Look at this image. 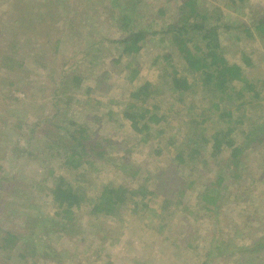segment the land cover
<instances>
[{
    "label": "rangeland",
    "instance_id": "374dc122",
    "mask_svg": "<svg viewBox=\"0 0 264 264\" xmlns=\"http://www.w3.org/2000/svg\"><path fill=\"white\" fill-rule=\"evenodd\" d=\"M10 1L0 0V54L16 42L11 38V32L15 33L11 25L19 12L11 10ZM73 1L71 14L77 17L73 32L68 31L59 50L53 53L52 42L43 47L28 36H20L19 49L26 64L16 74L23 78V84L16 86L18 90L0 85V264H236L242 251L252 247L257 253L254 243L264 240V144L258 150H244L238 171L245 174L240 177L232 176L238 171L227 161L228 153L215 161L210 159L201 174L193 172L190 176L191 166L180 167L173 161L181 140L170 147L168 138L180 139L177 137L186 130L190 115L184 107L194 105L196 111L205 108L211 93L195 76L190 93L174 96L167 71L175 66L182 72V64L176 58L168 63L156 60L171 51L169 42L159 34L149 35L138 54L116 62L120 52L110 40H119L125 34L110 20L113 16L107 13L108 1ZM183 1L122 0L119 9L131 16L136 13L139 29L160 32L177 20L176 7ZM134 2L139 5L131 8ZM230 4L231 0H196L195 9L202 15L221 12L222 20L229 24L250 25L255 17L264 18V0H248L247 9H232ZM25 11H31L27 5ZM36 34L39 36V32ZM243 34H225L228 59L243 64V55L250 57L254 65L247 69L249 78L264 79V39L256 33L244 39ZM54 39L55 34L50 41ZM39 63L55 69L54 74L40 68ZM128 64L140 72L133 82L129 80ZM72 73L82 76L80 87L69 79ZM31 81L35 84L27 95L25 88L30 84L25 83ZM146 81L153 82L157 93L148 107L158 105L159 112L168 117L169 127H174L160 143L158 139L141 142V136L134 135L122 116L126 105L133 102L131 93ZM52 91H58V95ZM251 108L254 112L249 113L250 120H260L264 125V105L252 102ZM72 123H81L86 134L99 143L111 140L112 144H101L100 151H105L102 160L94 162V155L86 156L92 165L85 161L77 169L63 164V149L71 148L66 131L78 127ZM208 128L209 135L220 124L209 122ZM236 134L241 143V132ZM63 142L65 147H61ZM157 147L163 151L160 156L155 155ZM138 171V176L131 178V173ZM164 171H169L171 179L182 177L185 184L196 181L198 175L197 190H186L184 204L172 203L164 208L165 196L157 191ZM50 172L63 176L93 201L107 185H145L155 195L149 196L148 208L133 211L130 205L117 217L94 216L91 208L83 205L71 225L58 222L54 216L57 210L49 196ZM223 173L219 194L211 189L218 208L199 200L197 193L204 192ZM8 233L17 240L4 249L3 239ZM188 242L192 248H187Z\"/></svg>",
    "mask_w": 264,
    "mask_h": 264
},
{
    "label": "trees",
    "instance_id": "16d2710c",
    "mask_svg": "<svg viewBox=\"0 0 264 264\" xmlns=\"http://www.w3.org/2000/svg\"><path fill=\"white\" fill-rule=\"evenodd\" d=\"M30 1H33L32 5L29 4ZM106 1L109 3L107 12L109 17H115L110 20L117 24L120 33L125 34L119 40H110L111 45L120 52L116 62L119 63L124 57L138 54L149 35L159 34L163 37L162 40L169 42L171 51L170 54L157 57L156 60L164 59L168 63L176 58L182 64V72L176 69L175 66H172L171 71L166 70L169 72H166L170 79L168 84L174 90V96L190 93L195 86L196 80L193 79L195 76L200 82L199 85L211 93L212 97L209 98L206 104L204 103L205 108L201 106L199 111H196L194 105L184 107L190 115L186 130H184L181 137H177L180 139L168 138V146L170 147L175 146L179 140L182 143L179 147H176L174 163L184 168L191 166L189 174L192 173L190 176L193 177L195 172L201 174V168L204 165L209 166L210 159L215 161L223 154L228 153L227 161L235 167L237 173L241 167L240 165L243 164L240 156L244 150H258L264 144V125H260V120H250L249 114L251 111L254 112L251 108L252 102H259L264 105V79L249 78L247 69L254 65L250 57L242 54L243 64L229 61L228 49L224 45V36L225 34L231 36L232 32H237L239 34L244 33V39H247L256 33L257 36L264 39V18L255 17L250 25L238 22L229 24L222 20L221 12L216 15H214L216 11L212 15L208 13L202 15L201 12L199 13L195 9L196 0H185L176 7L178 16L175 14L177 20L173 21V24L163 27L160 32L153 31L150 33L149 31L146 32V29H139L137 21L140 17L136 16L135 12L133 16L127 13L125 15L119 9L122 0H103V2ZM26 2L25 0L10 1L11 10L19 12L15 24L11 25L15 30V33L11 32V38L16 42L10 47L3 48L4 53L0 54V85L10 86L15 90H18V87L23 84V78L16 73H19V68L24 67L26 64L22 50L19 49L22 41L20 36H28V38L38 41L43 47H48L51 45L49 43L52 42L54 44L53 53H55L65 41L64 38L68 35V31L69 33L73 32L77 18L76 15H72L74 14L72 11L73 0H26ZM247 2L248 0H231L229 6L232 9L237 6L241 9H247ZM138 3L134 2L129 6L132 8V6L139 5ZM26 5L31 10L30 13H26ZM34 7H38L36 11H33L32 8ZM160 12L162 15L164 14L163 9ZM42 20L44 24L39 22ZM0 22L3 23V20L0 19ZM42 24L43 26H40ZM36 25L38 30H36ZM37 32H39V36L36 34ZM40 32L43 33L40 34ZM54 34L55 39L50 41ZM236 37L238 39V35ZM17 54L19 55L18 58L15 56ZM15 62H18V64H14ZM39 65L40 68L47 69L46 71L50 70L46 64L39 63ZM127 68L130 71L129 80L131 82L135 81L140 73L139 70L131 67V64H128ZM54 72L55 69L50 70L52 75ZM38 73L42 74L40 71ZM78 74L80 73H72L70 75L72 78H69L75 83L76 87H80L82 83V76ZM47 76L49 77V74ZM68 76L69 74L64 75L59 81L62 82ZM34 84V81L33 83L32 81L31 83H25L27 88H25V94L33 89ZM153 86L152 81H146L135 89L130 95L133 102H129L122 113L123 118L129 123L131 131L135 136H141V142L143 143H148L152 139H158L160 143L162 136L168 134L170 130L174 131L173 126L169 127L168 117L159 112L158 105L153 104L151 108L148 107V105L150 106L149 100H155L157 96ZM57 92L52 91L54 95H58ZM178 102L181 103L182 101L179 100ZM209 122L212 124L219 123L220 128L210 130L208 135ZM72 125L78 127L66 131L65 135L70 138L68 142H71V148L63 149V164L77 169L85 161L90 166L92 165L86 159V156L94 155V157L92 156L94 162L102 160L105 151H100L101 144H112L111 140L102 139L99 143L98 140L95 141L86 134V130L83 129L81 123H72ZM238 131L242 134L243 140L240 141L241 143L236 140ZM61 147H65L64 142ZM159 148L157 147L154 150L156 156H160L163 152L161 147ZM49 174L52 180L49 196L52 197L54 207L57 210L54 216L58 218V222L71 225L76 221V214L83 205L89 206L91 208L90 214L94 216L117 217L122 209L129 208L130 205L133 206V211H137L140 207L148 208L149 196L155 195V192L148 191L145 185L137 188H131L126 184L107 185L102 188L98 198L93 201L80 188L69 184L63 176H57L53 172ZM131 174V178H134L138 176L139 171ZM241 174L245 173L238 171V174L232 176L234 178L240 177ZM197 176L194 177L196 181L185 184L182 177L171 179L169 171L162 172L161 178L158 179L157 191L165 196L164 208L172 203L175 205L184 204V199L187 198L186 190L192 187L193 191L197 190ZM224 180L225 174L223 173L216 176L213 182L207 181L210 184L205 191L197 193L199 200L218 208L216 197L213 195L214 193L211 194L213 192L211 189L219 194L218 191L222 188ZM178 182L181 183L180 189H177ZM214 187H217L218 190ZM203 209L207 211V208L203 207ZM15 240H17V237L8 233L7 237L3 239L4 245L2 248H8ZM187 241L188 239H186ZM263 241L257 239V243H254L257 247V253L253 251L254 249L252 250V247L242 251L243 255L236 264H264ZM192 247L191 244L187 246V248Z\"/></svg>",
    "mask_w": 264,
    "mask_h": 264
}]
</instances>
